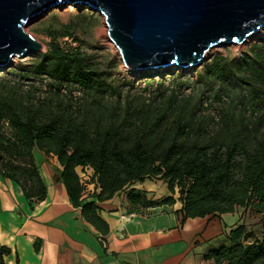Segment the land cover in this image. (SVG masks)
I'll return each instance as SVG.
<instances>
[{
	"label": "trees",
	"instance_id": "obj_1",
	"mask_svg": "<svg viewBox=\"0 0 264 264\" xmlns=\"http://www.w3.org/2000/svg\"><path fill=\"white\" fill-rule=\"evenodd\" d=\"M44 32L47 51L0 72V176L33 207L47 194L34 150L55 156L70 201L104 236L110 228L97 201L124 190L136 212L180 202L182 224L253 206L259 229L239 224L226 235L230 245L205 258L264 264V39L240 59L213 56L187 93L191 80L181 75L143 93L81 48L63 47L71 27ZM79 168L93 172L95 201L84 197ZM146 179L161 180L170 195L151 199L130 188ZM10 254L0 246V264Z\"/></svg>",
	"mask_w": 264,
	"mask_h": 264
},
{
	"label": "crops",
	"instance_id": "obj_2",
	"mask_svg": "<svg viewBox=\"0 0 264 264\" xmlns=\"http://www.w3.org/2000/svg\"><path fill=\"white\" fill-rule=\"evenodd\" d=\"M34 156L47 187L42 202L30 206L19 186L0 176V246L11 249L6 264H211L205 255L230 245L226 235L237 225L227 226L228 214L188 219L182 224L176 214L180 202L136 212L127 190L97 201L110 228L104 236L70 201L58 179L61 166L57 158L39 149ZM42 160L46 163L41 165ZM85 185L94 186L92 191L85 190L86 201H95L94 194L101 189L95 181ZM130 188L146 190L149 198L157 199L145 181ZM233 214L238 215L239 224L244 223L239 208Z\"/></svg>",
	"mask_w": 264,
	"mask_h": 264
},
{
	"label": "water",
	"instance_id": "obj_3",
	"mask_svg": "<svg viewBox=\"0 0 264 264\" xmlns=\"http://www.w3.org/2000/svg\"><path fill=\"white\" fill-rule=\"evenodd\" d=\"M64 3L104 15L130 71L197 68L213 48L243 44L264 29V0H0V70L43 51L25 29Z\"/></svg>",
	"mask_w": 264,
	"mask_h": 264
},
{
	"label": "rangeland",
	"instance_id": "obj_4",
	"mask_svg": "<svg viewBox=\"0 0 264 264\" xmlns=\"http://www.w3.org/2000/svg\"><path fill=\"white\" fill-rule=\"evenodd\" d=\"M61 25H67L71 27L74 37H66L61 39V44L65 48L78 47L82 51L94 56L96 61H99L104 67H111L114 78L118 79L121 83L123 81H132V90L140 91L143 93H150L156 89L164 88L169 85V77L181 75L188 76L190 82L182 87L184 91L189 92L192 87L191 83L196 78L197 71L201 70L204 66L201 65L197 68L183 69L175 66L164 68L162 71L148 70V71H130L128 70L122 60V56L118 48L112 42L108 34V26L104 15L93 10L88 5L81 3L59 4L56 7L48 10L43 17L34 21L26 27V32L32 35L43 46V51L48 49V43L50 38L46 36L45 32L48 27H60ZM264 39V29L248 39L243 44H223L213 48L208 54V58L205 62H209L215 55H229L234 58L240 59L245 55H248L253 45L259 43ZM30 54L25 58H14L12 60V67L20 63H28L32 55ZM11 67V68H12ZM10 69V68H9ZM8 69L0 70L1 73L7 72ZM154 80L153 83L146 84L145 81ZM163 81L162 85H159ZM127 87V86H126ZM127 89V88H126ZM41 165L46 161H40ZM46 170H50L51 167L45 166ZM89 170V172H88ZM84 183L89 184L93 180V172L90 169L78 172ZM145 182L152 188L150 193L157 196V199L163 198L166 192L167 196L170 195L167 190V185L158 179H146ZM94 186H86L88 191H92ZM145 189V188H142ZM147 193L146 190H139ZM177 196V195H176ZM154 197V196H153ZM151 199H153L151 197ZM253 206L248 209H240L243 216V222L253 227V229H259V216L253 211ZM227 226L235 224L238 226V215L228 214L225 217ZM241 221V220H240ZM235 228V227H233Z\"/></svg>",
	"mask_w": 264,
	"mask_h": 264
},
{
	"label": "bare ground",
	"instance_id": "obj_5",
	"mask_svg": "<svg viewBox=\"0 0 264 264\" xmlns=\"http://www.w3.org/2000/svg\"><path fill=\"white\" fill-rule=\"evenodd\" d=\"M253 36H254V35H253ZM253 36H251V37H253ZM251 37H250V38H251ZM250 38H249V39H250ZM247 40H248V39H247ZM247 40H246V41H247ZM246 41H245V42H246ZM162 70H163L162 68H161V69H158V71H162Z\"/></svg>",
	"mask_w": 264,
	"mask_h": 264
}]
</instances>
